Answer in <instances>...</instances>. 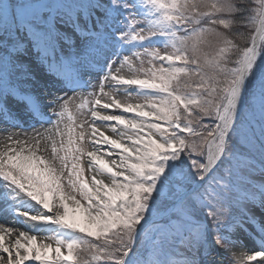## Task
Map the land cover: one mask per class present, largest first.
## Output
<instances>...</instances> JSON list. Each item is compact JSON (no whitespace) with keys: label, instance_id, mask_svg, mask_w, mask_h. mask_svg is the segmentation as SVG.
Segmentation results:
<instances>
[{"label":"snow or ice","instance_id":"obj_1","mask_svg":"<svg viewBox=\"0 0 264 264\" xmlns=\"http://www.w3.org/2000/svg\"><path fill=\"white\" fill-rule=\"evenodd\" d=\"M0 122V264H264V0H0Z\"/></svg>","mask_w":264,"mask_h":264},{"label":"bare ground","instance_id":"obj_2","mask_svg":"<svg viewBox=\"0 0 264 264\" xmlns=\"http://www.w3.org/2000/svg\"><path fill=\"white\" fill-rule=\"evenodd\" d=\"M33 59H35V57L29 58V60H27V62L34 64L35 62H33ZM69 95H71V93H69ZM118 98L124 99V96L121 94ZM116 111L118 112L119 110H116ZM78 119H84V117L81 116V117H78ZM0 123H2V122H0ZM101 130L104 131L106 135L113 136V133H111V131L108 128H102ZM5 142H6L5 138L0 137V148L3 147ZM86 147H88L89 150H91L90 145L86 144ZM42 148H43V145H42ZM43 154L46 156L50 155V149L48 152H44ZM112 158H116V157H112ZM106 159H110V158L106 157ZM82 164L84 165V178L87 179L90 183L93 173H90L87 170V167H86L87 160L86 159L82 160ZM65 175H66V173H65ZM97 178L98 179H104L105 177L97 176ZM0 224H4L5 226H12V224H13L12 218L10 216H5L3 214H0ZM240 240L243 241V244L238 245L237 248L234 249V251L237 252V254H239L242 251L250 253V252L256 250V246L254 245V243L245 234H243V233L240 234ZM182 251H183V247L181 248L180 252H182Z\"/></svg>","mask_w":264,"mask_h":264},{"label":"rangeland","instance_id":"obj_3","mask_svg":"<svg viewBox=\"0 0 264 264\" xmlns=\"http://www.w3.org/2000/svg\"><path fill=\"white\" fill-rule=\"evenodd\" d=\"M160 50H161V52H164V51H165V49H163L162 47H161ZM27 60H29V58H28ZM33 62H35V59H33ZM254 212H255V214H256L257 216L262 215V213L260 212L259 209H254ZM181 248H182V246H180L179 244H177V246H176V248H175V251L180 252Z\"/></svg>","mask_w":264,"mask_h":264}]
</instances>
